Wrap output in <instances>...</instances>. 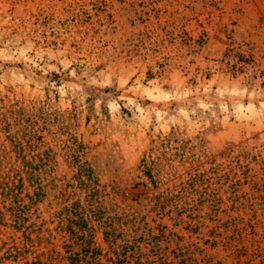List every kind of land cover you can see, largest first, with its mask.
Returning a JSON list of instances; mask_svg holds the SVG:
<instances>
[{"label":"rangeland","instance_id":"obj_1","mask_svg":"<svg viewBox=\"0 0 264 264\" xmlns=\"http://www.w3.org/2000/svg\"><path fill=\"white\" fill-rule=\"evenodd\" d=\"M0 264H264V0H0Z\"/></svg>","mask_w":264,"mask_h":264}]
</instances>
